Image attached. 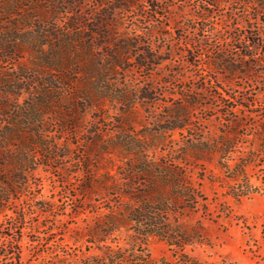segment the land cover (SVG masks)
Instances as JSON below:
<instances>
[{"label": "rangeland", "instance_id": "rangeland-1", "mask_svg": "<svg viewBox=\"0 0 264 264\" xmlns=\"http://www.w3.org/2000/svg\"><path fill=\"white\" fill-rule=\"evenodd\" d=\"M167 1L170 7L158 10L154 18L138 2L118 30L120 37L137 40V53L149 42L153 53L163 59L147 71L127 62L129 70L118 69L112 76L113 88L136 99L130 108L104 100L80 109L72 118L68 104L74 103L63 100L59 104L63 109L58 105L45 116L41 125L49 131L54 156L34 168L30 188L14 196L16 200L0 214V264L99 261L101 248L89 242L85 231L109 202L94 196L99 199L94 205L77 194L82 161L92 158L96 177L119 171L126 160L115 148L96 162L98 153L89 150L92 140L100 146L141 145L147 160L180 168L188 187L197 192L196 197L179 200L167 215L171 229L178 231L174 236L184 234L190 240L187 244L181 247L175 240L169 245L149 237L137 246L152 264H264V0ZM29 4L34 1L17 3ZM204 5L209 10L202 20ZM2 6L0 32L20 15L14 7L4 13ZM65 18L57 15L59 26H65ZM136 18L138 31L131 26ZM210 28H215L219 42ZM204 35L208 38L201 41ZM247 39L258 46L247 47ZM187 45L196 47L198 63L188 62L192 56ZM31 53L27 47L10 57L0 53V72L18 77L15 68L28 64ZM220 57L226 68L215 69ZM145 85L154 87L152 103L139 98ZM29 97L24 93L20 101ZM190 99L196 104L189 109L184 128H168L178 123L171 118L174 108ZM60 110L65 125H77L71 131L57 128L64 125L61 114L54 113ZM107 245L126 253L132 247L124 232L111 236ZM9 247L15 254L3 256Z\"/></svg>", "mask_w": 264, "mask_h": 264}, {"label": "trees", "instance_id": "trees-1", "mask_svg": "<svg viewBox=\"0 0 264 264\" xmlns=\"http://www.w3.org/2000/svg\"><path fill=\"white\" fill-rule=\"evenodd\" d=\"M22 1H34V5L18 6L17 3ZM86 1L0 2L4 13H9L13 7L20 11V15L8 24V30L0 32L7 35L5 38L0 35V53L10 57L23 51L24 47L32 52L28 64L15 68L18 77L0 72V214L8 203L16 200L14 196L30 188L34 168L40 162L45 164L44 159L54 156L55 147L47 140L49 131L41 125L45 116L52 112L51 108L57 107L63 100L67 104L72 101L73 105L68 104L74 114L72 118L80 109L99 105L104 100L130 108L136 99H131V95L120 88H113L112 76L118 69L129 70L127 62L132 63V68L147 71L163 60L153 53L149 42L142 53H137V40L120 37L118 30L124 15L133 13L138 2H142L151 12L149 17L154 18L158 16V10L170 7L167 0H91V6L86 5ZM205 4L214 6L213 2ZM207 6L203 7L202 20L206 19ZM58 14L66 16L65 26H59ZM139 20L136 18L131 23L134 31L141 28ZM151 24L149 22L146 26ZM210 34L219 42L215 28H210ZM207 38L208 35H204L201 41ZM246 41L247 47L258 46L256 42L249 44V39ZM187 46V53L192 56L188 62L193 63L200 54L198 57L193 53L196 47ZM243 56L249 54L244 53ZM223 62L220 57L214 68H226ZM230 71L236 73L238 70L231 68ZM153 90V86L145 85L139 98L152 103ZM24 93L30 97L20 101ZM195 104L196 100L190 99L174 108L171 118L178 123L168 128H184L189 109ZM60 108L63 109L62 105ZM54 113L61 114L64 125H56L61 131H71L77 126L65 125L62 110ZM92 141L89 150L98 153L96 162L100 161L102 154L115 148H119L126 160L119 171H106L96 177L92 175L97 168L91 162L92 158L82 161L84 166L77 194L94 205H97L95 201L104 197L109 202L106 207L100 204L106 211L97 214L85 231L89 242L101 248L102 256L96 264H152L147 253L137 250V246L144 244L149 237H157L169 245L175 240H179L181 247L187 244L190 240L184 234H180L179 238L174 236L178 231L171 229L167 222V215L175 210L179 200L197 196L195 189L188 187L180 168L147 160L145 147L141 145L100 146L98 141ZM94 196L99 199H94ZM19 219L22 220L23 216ZM121 232L132 243L128 253L107 245L111 236ZM11 248L3 256L15 254Z\"/></svg>", "mask_w": 264, "mask_h": 264}]
</instances>
